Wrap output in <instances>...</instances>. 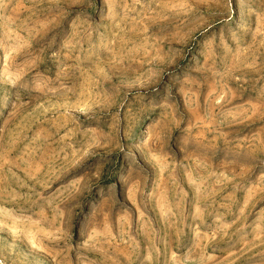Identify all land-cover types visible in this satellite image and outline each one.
Wrapping results in <instances>:
<instances>
[{"label":"rangeland","instance_id":"374dc122","mask_svg":"<svg viewBox=\"0 0 264 264\" xmlns=\"http://www.w3.org/2000/svg\"><path fill=\"white\" fill-rule=\"evenodd\" d=\"M0 264H264V0H0Z\"/></svg>","mask_w":264,"mask_h":264},{"label":"bare ground","instance_id":"6f19581e","mask_svg":"<svg viewBox=\"0 0 264 264\" xmlns=\"http://www.w3.org/2000/svg\"><path fill=\"white\" fill-rule=\"evenodd\" d=\"M67 6V5H66ZM64 11V10H63Z\"/></svg>","mask_w":264,"mask_h":264}]
</instances>
